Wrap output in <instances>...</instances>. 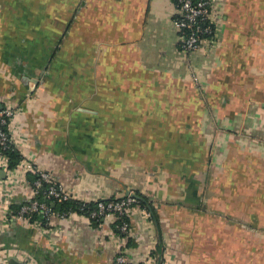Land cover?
<instances>
[{
    "label": "crops",
    "instance_id": "obj_1",
    "mask_svg": "<svg viewBox=\"0 0 264 264\" xmlns=\"http://www.w3.org/2000/svg\"><path fill=\"white\" fill-rule=\"evenodd\" d=\"M227 1L219 47L185 56L174 0H0L10 210L32 199L29 161L77 201L131 190L157 214L133 208L124 237L77 214L41 233L0 204V264H264V0Z\"/></svg>",
    "mask_w": 264,
    "mask_h": 264
},
{
    "label": "built area",
    "instance_id": "obj_2",
    "mask_svg": "<svg viewBox=\"0 0 264 264\" xmlns=\"http://www.w3.org/2000/svg\"><path fill=\"white\" fill-rule=\"evenodd\" d=\"M224 1L226 0H174L175 13L172 21L178 32L179 48L185 56L202 51L206 53L215 51L219 47L222 42V31L220 20L216 15V7ZM193 80L198 82L199 77L194 74ZM17 113V104H9L0 111V168L6 171L9 180L17 176L15 173L18 172L20 167H17L15 170H10L9 159L5 155L6 150L11 147L21 153L19 144L10 131V125L17 117ZM21 170L20 176L22 182L31 189L32 199L20 208L16 216H13L7 199H2L11 196L13 192L12 181L8 185H1L0 204L5 209L1 215V222L4 226H8V217L12 216L24 224L35 226L41 233H48L52 232L55 228L56 221H62L74 215L56 214L48 203L38 200V197L43 195L41 191L44 185H47V190L44 192L47 200L61 202L74 199L70 192L55 181L48 171L32 165L29 161L25 162ZM29 174L37 176V179L31 182L27 178ZM82 202L91 203L94 201ZM96 203L97 209L91 213L92 219L101 218L104 223L111 221L112 226L120 222L116 229L124 234V236L131 234L130 213L133 208H141L139 201L127 196L123 198L115 197L110 202L98 200ZM37 214L42 217V222L36 221L32 223V216ZM125 218L128 220L127 222L124 221ZM114 234H116L115 231ZM112 264H129V262L124 252L120 251Z\"/></svg>",
    "mask_w": 264,
    "mask_h": 264
},
{
    "label": "trees",
    "instance_id": "obj_3",
    "mask_svg": "<svg viewBox=\"0 0 264 264\" xmlns=\"http://www.w3.org/2000/svg\"><path fill=\"white\" fill-rule=\"evenodd\" d=\"M227 6H230L231 4V9H235L237 8L240 4L239 0H234V1H227ZM5 155L8 157L9 159V169L10 170H15L17 169V167L20 165L21 161H22V156L20 154V152L18 150H15L13 147H11L10 149L6 150ZM29 180L31 182H34L37 179V176L34 175H30L28 176ZM47 190V185L43 187V190L41 191V193L43 195H40L38 197V200L40 202H46L49 204L50 207L53 208V212L56 214H77L80 216H83L85 218H88L90 220L91 226L98 230L101 229L102 225L104 224L103 220L101 218L98 219H92L91 217V213L94 212L97 209V203L96 202H91V203H83L82 201H77L75 199H71L68 201H52V200H47L46 196L44 195V192ZM137 195H139L142 199L139 201V206L141 207V209L146 210L147 212H149L153 219L157 218V214L155 213V209L153 207V203L149 200L148 197L144 196L143 194L137 192ZM114 198H111L109 200H101L103 202H110L111 200H113ZM28 202H25L23 204L20 205H16V206H12L11 208V213L13 216H16L20 210V208L27 204ZM36 221H41L42 222V217L40 215H33L31 218V222L34 223ZM124 221H128L126 218L124 219ZM120 224V222L117 223V225ZM115 226H112L113 231H115V233L121 237H124V234L120 233ZM159 249V248H158ZM162 264V263H160Z\"/></svg>",
    "mask_w": 264,
    "mask_h": 264
},
{
    "label": "water",
    "instance_id": "obj_4",
    "mask_svg": "<svg viewBox=\"0 0 264 264\" xmlns=\"http://www.w3.org/2000/svg\"><path fill=\"white\" fill-rule=\"evenodd\" d=\"M5 177H6L5 173L2 170H0V178L5 179ZM126 195L133 199H136L137 201H140L142 199L139 195H137L135 192L131 190H127Z\"/></svg>",
    "mask_w": 264,
    "mask_h": 264
},
{
    "label": "rangeland",
    "instance_id": "obj_5",
    "mask_svg": "<svg viewBox=\"0 0 264 264\" xmlns=\"http://www.w3.org/2000/svg\"><path fill=\"white\" fill-rule=\"evenodd\" d=\"M197 69H199L200 71H202V74L204 75L206 72V67H202L201 65H198ZM203 69V70H202Z\"/></svg>",
    "mask_w": 264,
    "mask_h": 264
}]
</instances>
